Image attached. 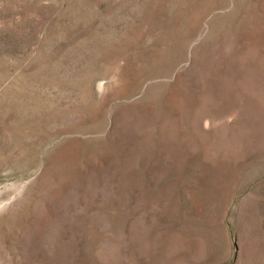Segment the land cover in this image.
Here are the masks:
<instances>
[{"label": "rangeland", "instance_id": "obj_1", "mask_svg": "<svg viewBox=\"0 0 264 264\" xmlns=\"http://www.w3.org/2000/svg\"><path fill=\"white\" fill-rule=\"evenodd\" d=\"M0 264H264V0H0Z\"/></svg>", "mask_w": 264, "mask_h": 264}, {"label": "bare ground", "instance_id": "obj_2", "mask_svg": "<svg viewBox=\"0 0 264 264\" xmlns=\"http://www.w3.org/2000/svg\"><path fill=\"white\" fill-rule=\"evenodd\" d=\"M44 138V137H43Z\"/></svg>", "mask_w": 264, "mask_h": 264}]
</instances>
